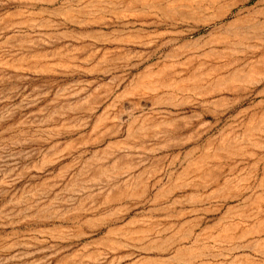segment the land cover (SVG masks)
I'll use <instances>...</instances> for the list:
<instances>
[{"label": "rangeland", "instance_id": "rangeland-1", "mask_svg": "<svg viewBox=\"0 0 264 264\" xmlns=\"http://www.w3.org/2000/svg\"><path fill=\"white\" fill-rule=\"evenodd\" d=\"M0 264H264V0H0Z\"/></svg>", "mask_w": 264, "mask_h": 264}]
</instances>
